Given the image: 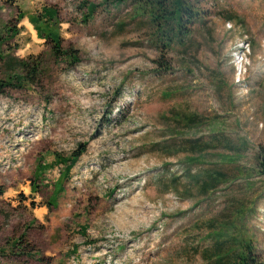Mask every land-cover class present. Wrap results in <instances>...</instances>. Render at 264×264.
Masks as SVG:
<instances>
[{"label": "rangeland", "instance_id": "1", "mask_svg": "<svg viewBox=\"0 0 264 264\" xmlns=\"http://www.w3.org/2000/svg\"><path fill=\"white\" fill-rule=\"evenodd\" d=\"M43 6L77 65L29 23ZM201 8L162 53L129 1L0 0V80L40 71L0 92V264H233L232 237L264 264V0Z\"/></svg>", "mask_w": 264, "mask_h": 264}, {"label": "trees", "instance_id": "2", "mask_svg": "<svg viewBox=\"0 0 264 264\" xmlns=\"http://www.w3.org/2000/svg\"><path fill=\"white\" fill-rule=\"evenodd\" d=\"M123 1V0H119ZM131 3L134 19L141 18L142 24H147L150 29L153 30L152 40L156 43V47L159 51L165 53L170 50L174 45L184 41L192 31L193 26L200 21V15L202 14L201 5L204 0H125ZM84 8L85 12L81 16V22L87 23L94 16L98 9V5L86 4ZM22 18L21 14L19 19ZM29 23L35 29L39 39L45 40V43L50 46L54 60L64 61L71 67L79 63L78 53L71 48H65L63 46V40L59 34L61 15L56 6H43L41 10L28 17ZM141 24V23H140ZM125 25L119 23L117 28L124 27ZM29 59H21L16 63L19 65L21 72L7 75L0 80V92L13 85L17 89H27L39 83L40 77L39 65L37 63L29 62ZM0 60L2 57L0 56ZM7 62H15L13 59H9ZM7 66H9L10 64ZM162 67H167L162 64ZM86 151L85 144L78 145V147L72 152L70 158H62L58 154L55 155V164L65 165V174H68L70 168L75 164L77 159ZM263 165V164H262ZM47 166H38L36 169V176L43 174ZM41 177V176H40ZM39 177V178H40ZM216 179L212 182L211 186H217V178L219 175H215ZM221 179V178H219ZM218 179V180H219ZM55 193L52 195L49 201L54 203ZM52 205L47 203L46 207ZM232 247L229 248L226 255L219 258L222 262L225 258L234 257L235 262L233 264H260L257 262L256 255L252 245L245 239L238 237H232L230 239ZM216 244V250L221 249L222 242H214ZM228 249V250H229Z\"/></svg>", "mask_w": 264, "mask_h": 264}]
</instances>
